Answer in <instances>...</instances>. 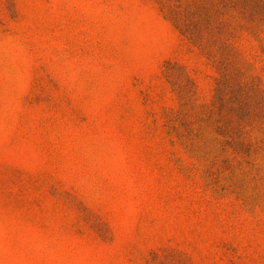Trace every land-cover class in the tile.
<instances>
[{
	"label": "rangeland",
	"instance_id": "1",
	"mask_svg": "<svg viewBox=\"0 0 264 264\" xmlns=\"http://www.w3.org/2000/svg\"><path fill=\"white\" fill-rule=\"evenodd\" d=\"M264 0H0V264H264Z\"/></svg>",
	"mask_w": 264,
	"mask_h": 264
},
{
	"label": "trees",
	"instance_id": "2",
	"mask_svg": "<svg viewBox=\"0 0 264 264\" xmlns=\"http://www.w3.org/2000/svg\"><path fill=\"white\" fill-rule=\"evenodd\" d=\"M264 7V6H263Z\"/></svg>",
	"mask_w": 264,
	"mask_h": 264
}]
</instances>
